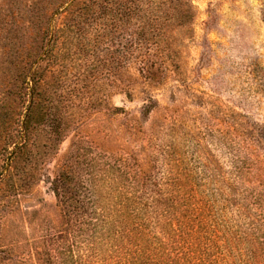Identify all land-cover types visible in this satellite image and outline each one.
Instances as JSON below:
<instances>
[{
    "label": "rangeland",
    "instance_id": "rangeland-1",
    "mask_svg": "<svg viewBox=\"0 0 264 264\" xmlns=\"http://www.w3.org/2000/svg\"><path fill=\"white\" fill-rule=\"evenodd\" d=\"M102 155L215 231L216 264L264 259V0H0V264L75 232L66 166L88 223Z\"/></svg>",
    "mask_w": 264,
    "mask_h": 264
},
{
    "label": "trees",
    "instance_id": "trees-1",
    "mask_svg": "<svg viewBox=\"0 0 264 264\" xmlns=\"http://www.w3.org/2000/svg\"><path fill=\"white\" fill-rule=\"evenodd\" d=\"M127 165L125 160L102 155L101 174H89L84 183L92 208L88 223L79 226L83 191L74 183L77 180L70 167H64L56 178L54 193L66 216L76 222L72 225L75 232L55 241L52 253H41L38 264H216L215 231L210 233L207 224H193L192 220L182 223L179 217L185 210L170 217L172 204L178 206L175 197L157 185L149 188V183L132 178ZM86 224L94 235L88 240H95L94 244L101 240V245L81 243L77 231ZM257 242L264 245L261 239ZM3 254L0 252V260ZM263 260L255 254L251 264H264Z\"/></svg>",
    "mask_w": 264,
    "mask_h": 264
}]
</instances>
